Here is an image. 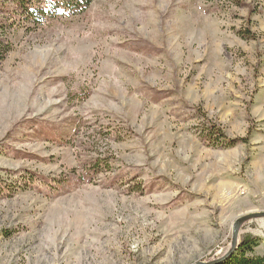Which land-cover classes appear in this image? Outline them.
I'll use <instances>...</instances> for the list:
<instances>
[{
    "label": "rangeland",
    "instance_id": "1",
    "mask_svg": "<svg viewBox=\"0 0 264 264\" xmlns=\"http://www.w3.org/2000/svg\"><path fill=\"white\" fill-rule=\"evenodd\" d=\"M12 9L0 264L225 256L236 221L264 213V0H95L18 30ZM244 238L264 257V218Z\"/></svg>",
    "mask_w": 264,
    "mask_h": 264
},
{
    "label": "trees",
    "instance_id": "2",
    "mask_svg": "<svg viewBox=\"0 0 264 264\" xmlns=\"http://www.w3.org/2000/svg\"><path fill=\"white\" fill-rule=\"evenodd\" d=\"M95 0H4L12 5V10L7 24L10 29L16 30L32 25L41 28L49 21H56L63 18H72L86 13ZM228 1V0H227ZM239 3V0H236ZM215 126H211V135L220 133L214 132ZM237 140H234L236 143ZM231 145L229 144V147ZM255 242L244 238L234 255L222 264H264V257L255 255Z\"/></svg>",
    "mask_w": 264,
    "mask_h": 264
},
{
    "label": "water",
    "instance_id": "3",
    "mask_svg": "<svg viewBox=\"0 0 264 264\" xmlns=\"http://www.w3.org/2000/svg\"><path fill=\"white\" fill-rule=\"evenodd\" d=\"M260 218H264V213L251 214V215H247V216H244V217L238 219L236 221V223L234 224L233 239H232V245H231L230 251L225 256H223L222 258H220L218 260L211 261L208 263H198V264H222V263L226 262L234 254L235 250L239 246V233H240L241 227L246 222H249V221L255 220V219H260Z\"/></svg>",
    "mask_w": 264,
    "mask_h": 264
}]
</instances>
